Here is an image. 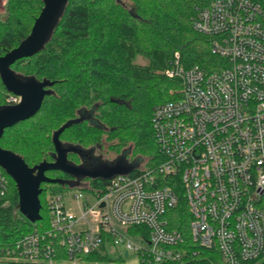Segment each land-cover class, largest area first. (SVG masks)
Masks as SVG:
<instances>
[{
  "label": "built area",
  "instance_id": "built-area-1",
  "mask_svg": "<svg viewBox=\"0 0 264 264\" xmlns=\"http://www.w3.org/2000/svg\"><path fill=\"white\" fill-rule=\"evenodd\" d=\"M194 29L212 39L218 61L187 68L177 56L166 71L182 87L153 111L163 162L80 184V215L53 191L50 229L19 240L0 264H92L87 257L107 245L130 264H184L190 250L169 217L180 188L198 248L222 264L264 257V0H207ZM8 191L0 168V196Z\"/></svg>",
  "mask_w": 264,
  "mask_h": 264
},
{
  "label": "trees",
  "instance_id": "trees-1",
  "mask_svg": "<svg viewBox=\"0 0 264 264\" xmlns=\"http://www.w3.org/2000/svg\"><path fill=\"white\" fill-rule=\"evenodd\" d=\"M206 4L207 0H69L44 47L12 66L23 79L54 85L48 88L50 94L40 111L7 129L0 146L21 156L30 168L44 161L52 163L56 156L54 133L86 112L87 119L61 134L62 144L100 155L102 149H112L126 154L128 161L130 157H139L142 162L147 159L145 168L161 164L153 111L159 104L174 100L182 87L179 80L167 77L166 71L177 56L187 68L198 65L210 70L218 61L211 52L212 39L194 29L198 9ZM44 6V0H7L0 18V58L28 38ZM140 58L146 63L137 62ZM13 96L0 77V108L16 105L11 101ZM68 158L76 165L81 163L77 153ZM2 171L9 191L0 196L1 262L11 256L19 240L50 229L49 205L42 196L46 186L52 185L41 186L42 220L32 224L15 214L17 185ZM47 176L67 181L71 177L55 171ZM102 181L94 180L93 186L102 185ZM177 192L181 202L169 212L170 228L185 237L190 253L184 264H222L218 253L193 243L183 192L181 188ZM87 258L92 264H126L109 245ZM253 264H264V257Z\"/></svg>",
  "mask_w": 264,
  "mask_h": 264
},
{
  "label": "water",
  "instance_id": "water-1",
  "mask_svg": "<svg viewBox=\"0 0 264 264\" xmlns=\"http://www.w3.org/2000/svg\"><path fill=\"white\" fill-rule=\"evenodd\" d=\"M69 0H44L45 6L36 19L31 34L17 48L0 58V77L7 91L20 98L16 105L0 108V140L7 129L20 122L34 117L42 108L45 98L50 94L48 88L54 83L38 82L35 79H23L13 70L12 66L18 61L37 54L50 39L57 20ZM88 114L80 112V119L70 121L53 135L55 147V161H44L40 165L30 168L23 158L0 146V168L3 169L16 183L19 204L15 209L30 223L42 220V204L40 196L43 184H58L63 187L76 188L85 179L110 180L119 175H127L136 168L120 166L118 157L113 163L95 158L92 153L76 147H69L60 141L61 134L69 127L87 119ZM77 153L82 164L76 165L69 161V154ZM126 158V154L121 155ZM62 172L70 175L73 180L52 179L48 172ZM127 253L125 256L127 257Z\"/></svg>",
  "mask_w": 264,
  "mask_h": 264
},
{
  "label": "rangeland",
  "instance_id": "rangeland-1",
  "mask_svg": "<svg viewBox=\"0 0 264 264\" xmlns=\"http://www.w3.org/2000/svg\"><path fill=\"white\" fill-rule=\"evenodd\" d=\"M1 3H4V6H2ZM6 3H7V0H0V14H4L5 13V11H6ZM137 62L145 64L146 63V60L143 59V58H140ZM174 92H176V91H173L172 93H174ZM176 97L177 96H175L174 99H176ZM101 154L103 155V157L105 159H108V161H106V162H110V163H113L115 161V159L118 158V156L121 157V158H119L118 163L120 164V166H125V168L127 166L136 168V167L140 166V164H141V167H143L144 166V163L146 165V163L148 161L147 159H145L142 162L141 158H139V157H135L136 159H134V160H131V157H130L129 158L130 161H128L126 158H124V157L121 156V153L119 154V152H116L115 150L108 149V148L102 149L101 150ZM53 189L56 192H58L60 195L63 196V199L67 203V205L69 206V208L74 209L75 210V213H78V215L81 214V211L76 212L77 209L79 208L80 204H79V201H76V199L74 198V196L77 193H80V191H81L78 187H76V188L63 187V186L58 185V184H52L50 187H47L46 186V193L42 196V198L44 200V203H46L47 198L53 193ZM83 193H84L85 199H87V200L93 199V197H90V195H89V193H88L87 190H83ZM18 217L24 218L23 215L21 213H19V212H18ZM133 258L134 257L131 256L129 259H126V263L127 264L128 263L129 264L132 263Z\"/></svg>",
  "mask_w": 264,
  "mask_h": 264
},
{
  "label": "flooded vegetation",
  "instance_id": "flooded-vegetation-1",
  "mask_svg": "<svg viewBox=\"0 0 264 264\" xmlns=\"http://www.w3.org/2000/svg\"><path fill=\"white\" fill-rule=\"evenodd\" d=\"M86 152H88V153L91 152L92 155H93L95 158H98V157H99V158H101V159H102L103 161H105V162L108 161V159H105V158L103 157L102 154H101V155L98 154L95 150H89V151H86ZM69 155H70V154H69ZM116 159H117V158H116ZM116 159H115V160H116ZM80 161H81V160H80ZM80 164H82V162H81ZM61 173H62V172H61ZM49 178L54 179V178H56V177H49ZM61 179H64V177H62ZM72 180H73V178L70 177L68 181H72ZM93 181H94L93 179H85V180H83L80 184H82V183H83V184H84V183L89 184V183H90L91 185H93Z\"/></svg>",
  "mask_w": 264,
  "mask_h": 264
}]
</instances>
